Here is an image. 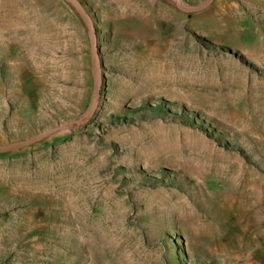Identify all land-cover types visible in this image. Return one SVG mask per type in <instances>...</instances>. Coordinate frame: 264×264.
<instances>
[{
	"label": "rangeland",
	"instance_id": "1",
	"mask_svg": "<svg viewBox=\"0 0 264 264\" xmlns=\"http://www.w3.org/2000/svg\"><path fill=\"white\" fill-rule=\"evenodd\" d=\"M79 1L98 105L0 154V264H264V0ZM91 93L74 9L0 0V145L80 116Z\"/></svg>",
	"mask_w": 264,
	"mask_h": 264
},
{
	"label": "water",
	"instance_id": "2",
	"mask_svg": "<svg viewBox=\"0 0 264 264\" xmlns=\"http://www.w3.org/2000/svg\"><path fill=\"white\" fill-rule=\"evenodd\" d=\"M67 2L77 13L84 26L86 27L87 36L89 39V50H90V71L92 76V93L88 107L86 110L78 117L66 120L62 123L53 125L46 130L33 135L29 138L23 139L21 141L6 143L0 145V154H5L13 151H17L33 144L39 143L51 136L65 132L74 131L76 129L86 126V124L92 118L99 101L101 84L103 80L102 71L104 70L100 51L97 43V34L94 27L93 21L89 14L86 12L83 5L79 0H64ZM214 0H203L198 4H187L183 0H173L172 4L181 12L190 14L200 12L208 8Z\"/></svg>",
	"mask_w": 264,
	"mask_h": 264
}]
</instances>
